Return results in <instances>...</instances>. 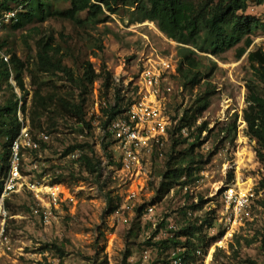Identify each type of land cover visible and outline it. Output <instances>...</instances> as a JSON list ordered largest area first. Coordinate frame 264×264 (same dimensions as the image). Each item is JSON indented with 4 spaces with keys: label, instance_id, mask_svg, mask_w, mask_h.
<instances>
[{
    "label": "rangeland",
    "instance_id": "rangeland-1",
    "mask_svg": "<svg viewBox=\"0 0 264 264\" xmlns=\"http://www.w3.org/2000/svg\"><path fill=\"white\" fill-rule=\"evenodd\" d=\"M51 5L65 9L69 3L52 0ZM246 14L264 21V4L251 2ZM105 15L106 21L85 24L51 16L21 30L0 31V109L15 95L22 98L17 114L37 143L22 151L23 186L4 199L11 249L0 251V264H264V167L244 118L247 82L257 79L248 52L264 51V31L254 32L241 57L238 47L219 55L196 50L199 66L193 74L199 72L200 79L191 85L178 72L182 44L154 21H136L126 6ZM45 41L58 49L54 58L70 75L39 68L38 43ZM12 54L25 65V94L17 86ZM4 56L9 78L3 74ZM161 58L174 68L164 84L172 90L159 98L171 119L168 134L127 168L104 126V109L119 95L131 103L138 92L145 93L142 72ZM87 62L99 74L90 85L82 83ZM107 72L113 76L109 89L103 84ZM201 97L209 101L206 109ZM60 98L70 103L85 98L84 121L67 114ZM185 113L187 125L179 129ZM198 136L201 144L190 149ZM73 145L79 147L67 153ZM191 159L200 162L192 177L170 190L163 186L169 163L185 166ZM237 182L254 195L244 224L233 227L224 191ZM30 183L40 191L30 190ZM108 197L118 206L114 212ZM183 252L189 253L186 260L177 259Z\"/></svg>",
    "mask_w": 264,
    "mask_h": 264
},
{
    "label": "trees",
    "instance_id": "trees-1",
    "mask_svg": "<svg viewBox=\"0 0 264 264\" xmlns=\"http://www.w3.org/2000/svg\"><path fill=\"white\" fill-rule=\"evenodd\" d=\"M69 6L65 9L56 8L53 10L52 0H5L6 7L23 5L18 12L17 18L4 28L11 27L13 30L24 29L30 23L40 19L44 21L51 16L69 19L77 24H85L87 22L106 21L109 16L105 15V11L116 13L117 7L126 6L133 8V15L136 21L145 20L154 21L159 30L168 38L181 43L179 47L180 61L178 72L187 84L195 85L200 77L199 72L193 74V70L199 66L197 62L196 50L201 52H209L219 55L232 48L238 47L237 57L243 56L253 43L252 35L258 30L264 31V21L246 11L251 2L256 4H264V0H65ZM86 13V18L82 19L81 15ZM104 20L101 16H104ZM39 51L37 54L39 68L42 71L56 73L62 71L65 74L71 73L67 66H63L60 58H54L57 48L49 41L39 42ZM242 44L241 46H239ZM248 60L250 66L257 79L250 78L247 82L249 103L244 111V118L248 125V134L255 138L258 144L257 155L264 167V51L262 49L252 50L248 52ZM4 69V77H10V61L6 63L1 59ZM11 63L16 74L17 86L25 94L24 83V62L16 54H12ZM99 74L95 73L91 62H87L84 70L83 84L86 80L89 85L93 84ZM112 73L107 72L104 77V86L109 89L113 84ZM39 90H37V95ZM40 98L42 96L39 95ZM115 105L108 106L104 109L107 116L104 126L107 128L110 122L119 114L125 111L130 102L124 103V98L117 96ZM22 98L15 95V100L0 109V195L4 190V185L9 177L12 162V144L18 137L22 122L18 117V109ZM203 101L202 108L206 109L209 101L200 98ZM64 110L73 117H78L80 121H84L86 115L84 110L85 98L81 102L70 103L60 98ZM26 110V105L22 107ZM187 113L180 120L179 129L187 124ZM172 130L169 132L171 133ZM176 131V129H175ZM174 133V132H173ZM200 137H196L194 142L190 144V149H195L201 143ZM79 146L73 145L67 148V153L73 152ZM106 144L105 148L107 149ZM87 166L91 171H97L96 166L89 160L85 159ZM199 163V164H198ZM200 165V162L191 159L185 166L168 164V168L164 174L165 186L171 189L183 177L190 178L193 175L194 165ZM201 169V168H198ZM260 188L264 190V175L260 181ZM264 205V198L262 200ZM108 208L110 212H114L118 206L114 205L111 197H108ZM177 243V242H175ZM63 256V254H61ZM60 256V257H61ZM189 253H180L176 258H184Z\"/></svg>",
    "mask_w": 264,
    "mask_h": 264
},
{
    "label": "built area",
    "instance_id": "built-area-1",
    "mask_svg": "<svg viewBox=\"0 0 264 264\" xmlns=\"http://www.w3.org/2000/svg\"><path fill=\"white\" fill-rule=\"evenodd\" d=\"M4 2L5 0H0V31L16 20L18 12L23 7L22 4L6 7ZM4 58L8 60L7 56ZM171 68L170 60L162 58L161 61L145 67L142 72V85L146 88V92H138V96L131 101L128 108L114 118L108 126V133L123 152L122 163L127 168H130L132 163L140 161L139 156L143 149L160 142L168 134L171 119L165 115L159 98L163 91L172 90L169 85L166 87L164 85L168 81V75L174 69ZM20 120L23 122V118ZM27 147L36 148L37 143L31 138L23 122L21 131L12 144V166L0 195V251H5V248L11 249L6 232L8 211L4 205V199L8 193L18 191L23 186L19 165L22 151ZM238 185L237 182L224 191L226 209L233 227L244 224L245 216L249 214L251 197L254 195L252 188L244 192ZM28 187L33 192L40 191L36 183H30Z\"/></svg>",
    "mask_w": 264,
    "mask_h": 264
}]
</instances>
